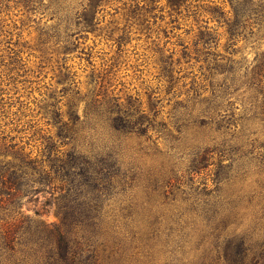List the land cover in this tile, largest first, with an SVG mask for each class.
Here are the masks:
<instances>
[{"label":"trees","instance_id":"1","mask_svg":"<svg viewBox=\"0 0 264 264\" xmlns=\"http://www.w3.org/2000/svg\"><path fill=\"white\" fill-rule=\"evenodd\" d=\"M261 31L264 0H0V264H264Z\"/></svg>","mask_w":264,"mask_h":264},{"label":"rangeland","instance_id":"2","mask_svg":"<svg viewBox=\"0 0 264 264\" xmlns=\"http://www.w3.org/2000/svg\"><path fill=\"white\" fill-rule=\"evenodd\" d=\"M48 13V12H47ZM15 12L10 13V18L12 20H16L17 17L14 16ZM47 15L45 17H43L41 23H43L44 21H46ZM106 20H108V16L105 17ZM51 22L48 21L47 24H50ZM263 31H261L257 37H255L256 40H250L249 43L246 44L245 49H243L242 53L245 55V57L247 59H252V57L254 56L255 53V48L258 45H262L264 43V40H262V33ZM36 32H34L33 29H27L25 30L24 28L22 29L21 32V38L20 41H27L28 44L31 46L32 49H34V44L36 43ZM94 39H92L91 36H89V39L85 41L84 45L85 46H90L92 47V42ZM96 42V41H95ZM133 45L136 44L135 41L132 42ZM140 42H137V52H139V54L142 52V50L139 47ZM92 64H94L96 67L99 65L100 63V56L99 54H97L98 51H100V49L103 50H108L107 44H105V42L102 40L98 45L93 46L92 47ZM32 49H28V50H24L27 52H30L31 55L28 56V61H27V67L29 68H33L36 62V58L34 57V55H38V51L37 50H32ZM146 56H150L149 52H144ZM24 53L23 56L26 55ZM33 55V56H32ZM132 61H134V59H136V56L134 55H130L129 58ZM141 60V59H140ZM139 60V61H140ZM146 63L143 66H140L139 69H141V73H137V75H133L132 70L130 69H126V70H122L121 71V76L122 77V82L123 85L121 87L123 92L126 93H135L138 92L141 97H143V87L148 85L151 87H155V80L153 79V75H154V69L152 68V58L150 57L149 60L146 59ZM69 64L72 67V70L76 71L77 74V79L79 80L80 84L79 87L82 91H84L85 87H86V72H84L85 69V65L86 62L84 60L79 59L78 57H74L72 58V60L69 61ZM2 70V69H1ZM49 76L50 74H47V78H46V82H49ZM120 88V87H119ZM17 89V95H21L20 96V100H24L25 102H28V105L30 106V108H34L32 102L31 101L34 97H38V93L36 91H32L31 93H27L26 91L21 89V86L17 85L16 86ZM82 107V106H81ZM15 110L14 107L10 108V112H13ZM170 110V107H165L162 113V116H165L163 120V122L168 123L171 119H166V112ZM239 111L242 112L241 107L239 106ZM4 121V120H3ZM6 121V119H5ZM169 124V123H168ZM262 124H260V122H258V120H250V119H241L238 124H237V128L235 129V132L238 133V135H240V133L243 130H248V131H255L257 132L258 136L261 139H264V130L262 128ZM98 133H101L102 135L106 134V129H103L102 127L99 128ZM134 141L133 140H129V144H133ZM159 148H164L163 144H158ZM32 207V206H31ZM44 221L46 222H51V221H57L56 216L54 215L53 210L51 209L48 213L43 214V216L41 217Z\"/></svg>","mask_w":264,"mask_h":264}]
</instances>
